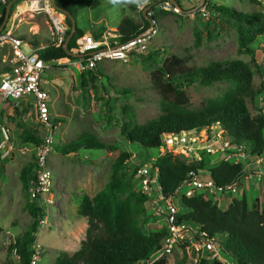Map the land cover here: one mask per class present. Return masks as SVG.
I'll list each match as a JSON object with an SVG mask.
<instances>
[{
  "label": "trees",
  "instance_id": "1",
  "mask_svg": "<svg viewBox=\"0 0 264 264\" xmlns=\"http://www.w3.org/2000/svg\"><path fill=\"white\" fill-rule=\"evenodd\" d=\"M0 0V28L6 16V7L12 0H6L1 5ZM61 9L68 10L74 17L76 6L82 0H54ZM178 1V0H177ZM254 5L260 6L258 0H250ZM139 3L142 0H138ZM179 2V1H178ZM150 5L155 13L166 14L170 12L158 10V0ZM19 2L11 7L10 17L14 8ZM180 4V3H179ZM156 5V6H155ZM210 11L221 15L224 19L234 22L236 28V39L240 54H247L254 59L255 48L253 44L259 37L264 36V12L253 10L241 12L233 7L225 5L210 7ZM141 20L125 17L119 24L113 36H118L119 41L125 42L142 33L150 27V17L141 13ZM9 17V18H10ZM67 28L66 38L72 30V22L65 17ZM4 28L2 33H6ZM85 36V32L77 25V29L68 43V50L71 51L78 46V40ZM102 32L94 38L99 39ZM26 40L34 48L40 43L36 37ZM202 43V34L196 33V47ZM47 46L38 52L39 57L46 65L53 64L59 60H76L69 56L63 45L54 46L51 41L46 42ZM263 60L259 71L264 84V46L262 47ZM163 53L159 56V53ZM145 64H152L151 82L152 88L160 96L162 115L145 125H137L132 122H125L121 127V135L130 144H136L145 149H162L163 137L171 138L183 132L210 129L213 126H220L224 140L230 141L233 149L242 145L246 151L248 161L242 159L236 163L233 159L225 161V153L210 154L203 149L200 151V159L197 157L192 162L175 153L172 150L161 153L155 158L145 161L141 167H133L128 161L133 153L128 150L117 149L104 144H83V145H62L54 144V150L64 156L77 155L79 150L119 152L115 163L112 166V176L106 187L94 198L83 196L79 204V220L87 222L85 239L82 240L80 248L74 253L58 251L55 264H168L167 256L150 262L151 256L163 246L167 230L156 233H145L142 229V222L149 218L150 198L140 193V181L137 172L140 168L149 166L151 173L155 175L158 171V188L164 194H172L190 174H197L214 181L217 188L223 190V197L230 200L228 207L221 208L219 204L209 198L203 192H196L192 197L182 196L178 198V204L183 214L180 222L196 228L199 233H205L206 237L214 239L219 247L223 259H229L228 264H264V191L260 192L255 202L249 200L246 193V180H253L248 177L249 170H257V160H264V113L253 116L248 107V99L254 101L264 93L255 89L254 72L249 64L236 59L229 64L219 61L207 63L202 66H191L189 63L192 57H182L172 53L168 55L163 47L156 51L150 50L146 55L138 56ZM8 62H3L0 56V78L10 71ZM97 71V72H96ZM96 71L80 73L81 85L85 94L90 97V89L96 86H88L95 83L100 74L99 68ZM218 83H227L229 89L225 90L220 98L210 101L199 109L191 108L188 90L195 86H213ZM107 90V89H106ZM123 95L131 91H121ZM119 93V92H118ZM121 94V93H119ZM29 101L30 110L25 108L15 113L19 116L34 115L32 101L28 98L20 99V102ZM7 102H10L7 101ZM18 102V103H20ZM16 105V104H15ZM5 107L1 108L0 116L3 122H15V126L24 131L20 134L21 143L31 149L42 144V139L29 130L25 129L24 120L18 121L17 117L8 115ZM33 109V110H32ZM109 113H106L107 125H112L114 110L109 106ZM56 119L51 118L50 124L55 125ZM11 129V127H9ZM212 136H208L210 141ZM2 135L0 132V143ZM119 150V151H118ZM255 159V164L250 160ZM32 162L26 166L21 174V181L27 193L35 178L37 160L35 154ZM4 175V166L0 157V181ZM258 182V181H257ZM261 183V182H258ZM237 184L239 192L228 195L225 188ZM153 196H156L157 187L151 186ZM29 196V195H28ZM251 197V196H250ZM252 198V197H251ZM32 223L22 236L17 237V242L9 250L17 249L19 260L17 264H31L34 251L31 247L37 241V235L41 228L40 221L44 218V207H41L35 199L29 196L27 204ZM200 238V235H197ZM183 248V257L176 264H187L188 244L179 243ZM44 250V249H43ZM42 250V252H43ZM0 264H15L7 262ZM199 264H226L218 260L210 262L201 260Z\"/></svg>",
  "mask_w": 264,
  "mask_h": 264
},
{
  "label": "rangeland",
  "instance_id": "2",
  "mask_svg": "<svg viewBox=\"0 0 264 264\" xmlns=\"http://www.w3.org/2000/svg\"><path fill=\"white\" fill-rule=\"evenodd\" d=\"M178 1L185 11L183 14L172 12L159 14L151 8L146 11L147 18L154 16L155 20H150L159 26V33L150 44L149 50L156 51L163 47L168 55L175 53L186 58L192 57L189 63L191 66H202L214 61L229 64L231 61L240 59L248 63L254 72L255 89L263 91L264 84L259 66L263 60L261 49L264 46V36L259 37L253 44L254 59L247 54H240L234 22L216 13L211 21H207L200 14L193 12L199 5V0ZM152 3L154 4V0ZM139 4L136 0L132 2L119 0L117 3H112V0H82L81 4L78 2L76 6L75 18L85 35L94 37L102 32V36H113L117 29H112L118 28L117 26L125 17L141 20L140 15L148 6L140 11L137 7ZM220 5L233 7L241 12L253 10L264 12V5L256 6L250 0H217L216 6ZM159 7L157 6L156 12L161 10ZM35 24L42 25L41 36L53 38L50 18L44 12L34 11L30 1H19L5 28L7 32H12L13 36L32 40ZM105 25L112 29L107 30ZM197 31L202 34V43L198 47H196ZM23 48L27 53L32 50L26 40ZM162 55L163 53L160 52L159 56ZM151 65L145 64L139 57L133 58L128 64L121 62L101 64L99 79L95 83L88 84L90 87L96 86L90 89V97H88L81 85L80 72L73 66H69L66 59L50 64L45 70L43 85L48 91L47 101L51 116L59 121L51 125L55 143L104 144L116 147L120 151L121 149L130 150L133 153L128 161L130 168L141 167L145 161L157 157L168 148L184 156L188 162H192L194 157L200 155L208 136L211 135L214 138L217 135L215 133L219 135L222 133L220 126H213L210 133L207 129H202L193 136L192 139H196L195 143L183 147L172 143L171 138L163 137L164 147L159 150L130 144L121 135V127L125 122L145 125L162 115L161 98L151 86ZM227 89H229L227 83L190 88L187 92L190 96L191 108H202L210 101L220 98ZM123 90H129L131 93L123 95L121 92ZM18 102L20 100L0 101V107H5L6 113L17 117L18 121L24 120L25 129L43 140L49 133L48 128L37 124L33 115L30 117L29 113L26 116H18L15 113L16 109H19V112L25 108L31 109L29 101ZM247 102L253 116L264 113V93L254 101L248 99ZM109 106L115 112L111 126L107 125L105 120L106 113L110 111ZM15 124V122L8 123L11 127V140L7 143L5 151L0 150L4 166V175L0 181V233L9 235L11 239L17 241V237L22 236L32 223L27 206L29 196L23 188L21 174L23 169L33 161L32 156L35 153L30 147L22 145L20 134L24 129L18 130ZM118 156L119 152H93L85 149L79 150L77 155L64 156L56 150L50 155L48 165L54 183L50 199L54 203L48 208V223L39 229L37 235L36 243L44 249L38 264H55L58 251L74 253L80 248L86 231L82 230L83 223L79 220V199L85 195L94 198L106 187L112 176V166ZM250 164H255V159H251ZM257 170L264 172V164L257 165ZM257 170L252 168L248 171V175ZM244 189L249 200L255 202L258 196L261 197L260 192L264 191V181L258 183L255 178L246 180ZM185 190L186 188H183V191ZM219 203L221 208L226 209L228 206L227 199ZM150 210L149 218L142 222L143 231L145 233L163 232L166 224L152 214L151 201ZM180 214H183L182 209ZM189 240L192 242L188 248L190 251L187 252V264H199L201 260L213 262L214 257L211 253H201L196 250L197 242L202 241L196 237L195 233ZM182 257L183 248L178 245L172 254L167 256L168 264H176ZM223 261L226 264L229 263V259ZM0 262L17 264L18 259L14 258L7 247H0Z\"/></svg>",
  "mask_w": 264,
  "mask_h": 264
},
{
  "label": "built area",
  "instance_id": "3",
  "mask_svg": "<svg viewBox=\"0 0 264 264\" xmlns=\"http://www.w3.org/2000/svg\"><path fill=\"white\" fill-rule=\"evenodd\" d=\"M31 2V7L34 11L40 13L44 12L49 18L53 26V38L51 44L54 46H61L66 41V25L65 16L57 11L50 0H28ZM153 0H147V3H140L137 7L140 11L149 8ZM217 0H202L198 9L193 11L198 13L207 21H211L215 14L210 11V7L216 6ZM261 5H264V0H258ZM6 0L1 1L4 5ZM158 6L162 11L172 12L174 14H182L179 7L173 5L170 1H159ZM154 21V20H153ZM157 23L151 22L150 27L138 34L134 38L125 42L119 41L118 36H101L96 39L92 36L85 35L78 40V46L71 50L72 53L82 55L81 58L76 60H69V66H73L80 73L87 71H96L102 63L105 62H121L128 64L134 57L146 55L149 53L150 44L159 33V26ZM24 40L13 34L6 32L0 33V56L4 62H8L10 71L5 76L0 78V101L6 102L9 100H20L28 98L32 101L34 109V120L37 124L44 125L48 128L49 133L45 136L42 144L33 149L37 165L35 168L34 182L30 185L27 193L35 199L41 207H44V218L40 221L41 227H45L48 223L49 206L53 205L50 195L53 190V177L48 165L49 157L54 151V136L53 128L51 130L50 120L52 118L50 113V106L47 101L48 94L44 88V73L48 65L39 57L38 52L45 47L34 48L28 43L31 52L27 53L23 46ZM57 62H60L57 61ZM1 112V107H0ZM0 132L2 141L0 143V150L5 151L7 143L11 140V130L7 123L3 122L0 116ZM198 132L190 131L183 132L180 135L172 137V143L184 145L193 144V136ZM212 137L210 141L206 142L203 149L210 154L225 153L231 151L226 155L224 160H234L236 163L242 159L247 163L248 157L242 145L233 149L230 141L224 140L222 133ZM169 151V148L166 150ZM165 151V152H166ZM164 152V153H165ZM200 159V155L196 156ZM257 165L264 164L263 159H258ZM155 175L151 173L150 167L145 166L138 170L137 176L141 179L139 191L143 195H147L151 201L152 214L160 221L166 224L167 235L164 238L162 248L155 252L150 259V262L157 261L164 256L172 254L175 247L183 242L190 244L189 240L193 233L200 235L199 241L196 244V250L201 253H211L214 257L213 260L224 262L217 242L214 239L206 237L205 233L199 231L193 226L180 222V207L178 198L182 196L192 197L196 192H203L209 198L213 199L215 203H219L223 197V190L217 188L214 181L197 174H190L182 182V184L172 193L164 194L158 188V171L155 170ZM249 178H255L258 182L264 181V172L257 170L248 175ZM151 186L157 187L156 196H153ZM183 188H186L183 191ZM227 195L232 192L234 194L239 192L237 184L225 188ZM17 241L11 239L9 235L0 233V247H7L10 249ZM190 245L188 246V248ZM187 248V252L190 251ZM31 249L34 251L31 264H38L43 247L35 243ZM193 251V249H192ZM12 255L19 260V255L16 248H13Z\"/></svg>",
  "mask_w": 264,
  "mask_h": 264
},
{
  "label": "water",
  "instance_id": "4",
  "mask_svg": "<svg viewBox=\"0 0 264 264\" xmlns=\"http://www.w3.org/2000/svg\"><path fill=\"white\" fill-rule=\"evenodd\" d=\"M19 1H28V0H12L9 2V4L7 5L6 7V16H5V20H4V23L3 25L1 26L0 28V33L3 31V29L5 28V25L7 24L8 20H9V17H10V13H11V7L12 5L15 3V2H19ZM53 7L61 12L65 17H67L68 19H70V21L72 22V30H71V33L69 34V36L67 37L66 41H65V44L63 45V48L65 49L66 53L69 55V56H72L74 58H81L82 55H78V54H75V53H72L71 51L68 50V43L70 41V39L72 38V36L74 35L76 29H77V20L76 18L68 11V10H64V9H61L60 7H58L56 4H55V1L54 0H50ZM158 1H161V0H158ZM167 1H170L173 5L177 6L180 8L182 14L185 12L182 7L180 6L179 2L177 0H167ZM202 2V0H199V5L196 7V9H198V7L200 6V3ZM151 8V7H150ZM149 9L146 8L145 11H144V15H146V11ZM195 9V10H196ZM193 10V11H195ZM149 20V18H148ZM150 21V20H149Z\"/></svg>",
  "mask_w": 264,
  "mask_h": 264
},
{
  "label": "crops",
  "instance_id": "5",
  "mask_svg": "<svg viewBox=\"0 0 264 264\" xmlns=\"http://www.w3.org/2000/svg\"><path fill=\"white\" fill-rule=\"evenodd\" d=\"M136 2L138 3V0H136ZM104 27H106V25L104 26ZM118 27V26H117ZM106 29L107 30H109V29H112L111 27H109V26H107L106 27ZM117 28H113L112 30H116ZM34 34H32V39L34 38V37H36V39L39 41V42H41L40 43V46L39 47H45L47 44H46V42H48V41H51L52 39L50 38V37H47V36H41V31H42V25H40V24H35L34 25ZM9 33H11L12 34V32H10V31H8ZM17 37V36H16ZM134 58H136V57H134ZM105 63H102V65H104ZM49 66V65H48ZM101 67V66H100ZM100 67H99V69H100ZM72 72V71H71ZM73 73V72H72ZM74 74V73H73ZM79 75H80V73H79ZM98 75V74H97ZM75 77H76V75H74ZM45 88V87H44ZM45 90H46V88H45ZM46 92H47V94H48V91L46 90ZM54 152V151H53ZM52 152V153H53ZM51 153V154H52ZM249 168H251V165H250V167L248 166L247 167V170L249 171ZM81 199H82V197H80V199H79V204H80V201H81ZM223 199H226V198H222L221 199V201L223 202ZM221 201H219V202H221ZM218 204H220V203H218ZM230 204V200H228V205ZM228 207V206H227ZM226 207V208H227ZM79 211V210H78ZM81 221V223H83L82 224V226H83V231H86L87 230V227H88V224H87V222L86 221H84V220H80ZM84 240V239H83Z\"/></svg>",
  "mask_w": 264,
  "mask_h": 264
},
{
  "label": "clouds",
  "instance_id": "6",
  "mask_svg": "<svg viewBox=\"0 0 264 264\" xmlns=\"http://www.w3.org/2000/svg\"><path fill=\"white\" fill-rule=\"evenodd\" d=\"M119 0H112V3H117ZM129 2H132V0H129ZM142 3H147V0H142Z\"/></svg>",
  "mask_w": 264,
  "mask_h": 264
}]
</instances>
